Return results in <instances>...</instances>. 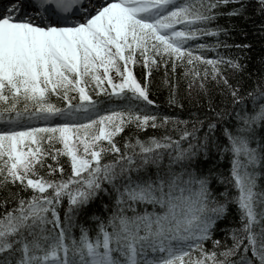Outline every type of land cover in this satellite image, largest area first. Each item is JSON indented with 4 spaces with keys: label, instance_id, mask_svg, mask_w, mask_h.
Wrapping results in <instances>:
<instances>
[{
    "label": "snow or ice",
    "instance_id": "1",
    "mask_svg": "<svg viewBox=\"0 0 264 264\" xmlns=\"http://www.w3.org/2000/svg\"><path fill=\"white\" fill-rule=\"evenodd\" d=\"M219 2L9 0L0 4V123L7 125L0 129V187L19 183L24 190L33 192L28 199L20 198L16 207L0 212V254H20L14 262L5 258L0 264H229L228 258L236 255L242 245L245 253L251 250L258 264H264V227L259 233L254 231L264 220V213H257L255 178L248 171V166L260 163L262 157L250 147L247 138L226 132L234 155L232 178L239 193L236 203L245 221L242 231L246 235L237 238L234 234L233 247L219 253L224 257L219 259L217 252H208L202 242L210 238V230L225 213L226 205L209 207L206 178L191 173L187 180H182L183 173L157 174L154 179L132 175L141 167L156 163L160 149L175 144L173 163H177L194 156L196 146L190 144L188 149H181L179 141H171L170 137L164 138L168 142L153 137L147 142L137 139L135 144L126 143L125 149L139 148V153L128 154L121 151L114 138L130 124L139 129L160 126L156 116L140 115L132 107L95 119L78 116L81 111H97V102L86 91L92 83L99 90L97 95L123 99L131 93L129 100L153 103L147 86L141 85L128 67L129 63H136L138 52L146 67L157 64L155 57L148 55L150 51L168 56L173 70L176 62L187 56L189 65L194 61L211 65L213 79L220 75V63L239 68L231 60L194 56L185 47L198 35L219 34L195 27L215 19L206 13ZM113 71L119 83L110 74ZM190 74L200 75L195 68ZM207 74L205 71V77ZM105 84L111 86V92L102 87ZM70 91L78 92L80 100L87 103L72 105ZM61 93V98L68 101L66 108L48 102L50 94ZM21 100L22 109L18 108ZM54 118L65 122L17 130L22 121ZM257 120H264V106L245 123ZM167 122L165 117L163 123ZM214 127L209 124L210 130ZM191 135L185 131L181 139ZM45 142L47 150L43 147ZM56 143L62 147L56 148ZM105 154L116 158L104 163ZM61 155L70 161L71 175L67 179L46 180L39 175L37 166L44 167L46 157L57 162L56 168L47 165L49 175L57 170L63 174L58 162ZM193 185L197 187L194 189ZM106 192L116 194V207L106 222L99 223L95 237L85 228H81L78 239L71 236L57 211L62 199H68L65 219L70 221ZM214 243L218 245L219 241ZM194 252L199 254L194 256ZM241 264H253V260L241 257Z\"/></svg>",
    "mask_w": 264,
    "mask_h": 264
},
{
    "label": "trees",
    "instance_id": "2",
    "mask_svg": "<svg viewBox=\"0 0 264 264\" xmlns=\"http://www.w3.org/2000/svg\"><path fill=\"white\" fill-rule=\"evenodd\" d=\"M183 2L185 0H177L178 4ZM207 2L216 3L217 0H206ZM206 14L214 15L215 19L204 24H197L195 27L219 34L198 35L196 39L189 40L185 47L191 50L194 56L212 60L221 58L224 61L231 60L238 63L239 68H234L228 63H220L217 65L220 75L213 79L211 65L200 61H194L192 65H189L187 56L182 61H177L173 70L172 60L168 56H157L155 52L150 51L148 55L155 57L157 64L149 63L146 67L138 52L136 63H129L128 67L135 79L141 85L147 86L149 99L153 103L149 105L142 100H129L127 97H130L131 93H126L123 99L106 94L97 95L99 90L95 89L92 83L87 86L86 91L92 100L97 102V111L88 114L81 111L78 116L88 115L91 119H95L98 115H106L111 111H127L129 107L140 115L156 116V123L160 126L139 129L135 124H130L114 138L121 151H127L128 154H132L133 151L139 153V148L125 149L126 143L135 144L137 139L147 142L153 137L161 142H168L164 138L170 137L171 141H179L181 149H188L190 144L196 146L194 156L177 163H173L177 152L175 144L172 148L160 149L158 150L160 159L156 163H149L141 167L140 172H133L132 175L134 178L151 176L154 179L157 174L183 173L182 180H187L188 174L191 173L197 178H206L210 194L209 207L224 204L226 211L215 220L210 230V238L204 240L202 246L208 252L216 251L218 258L224 259L219 256V253L233 247L234 234L237 238H243L246 235L242 231L245 221L241 219L242 212L236 203L239 193L232 178L234 155L226 132L233 136L247 138L250 147L255 148L258 155L262 157L260 163L249 165L248 171L255 178V191L258 194L257 213H264V196L260 195L264 194V120L245 123V119L251 121V118L260 111L261 106H264V3H261V0H229L228 3H224L221 0L210 13ZM180 27V25L177 26L178 29ZM199 45H205V47L199 48ZM193 68L200 73L199 77L190 74ZM205 71L208 73L207 77H205ZM110 74L116 83L120 82L114 71ZM225 80L227 83L224 82ZM102 87L111 92V86L105 84ZM61 96L62 93L60 96L50 94L48 102L58 108H66L68 101ZM69 98L72 105L87 103L82 102L79 93L75 91L69 92ZM23 106L24 101L21 100L18 108L22 109ZM165 117L168 118L167 123H163ZM64 122L60 118H54L52 121H22L17 126V130H24L25 127H50ZM209 124L215 127L210 130ZM5 127H7L6 124L0 123V129ZM185 131L193 135L187 139H181ZM205 137L208 138L207 142ZM104 143L106 146V142ZM205 143L207 147H203ZM43 147L46 150L49 149L46 142ZM55 147L61 148L62 145L56 143ZM115 158L114 154H105L103 162L108 163ZM241 159L244 160L243 157ZM136 161L139 165L138 155ZM58 162L59 167L64 170L63 174L57 170L49 175L47 165L57 167V162L50 157L45 158L44 167L37 166V172L46 180L67 179L71 175L69 158L61 155L58 157ZM105 187L111 186L105 185ZM192 187L195 189L197 186ZM32 194L31 189L24 190L19 183L0 187V212L16 207L20 198L28 199ZM115 207L116 194L106 192L92 200L82 211H78L70 221L65 219V214L68 212L66 196L60 202L57 211L60 214L61 223L68 228L71 236L78 239L81 228H85L94 238L99 223L106 222ZM142 208L143 206H140L141 210ZM148 210L152 211V207L148 206ZM48 227L51 228V225ZM261 227H264V220L254 227V231L259 233ZM216 241H219L218 245L214 243ZM244 244H247L246 239ZM198 254V252L193 253L194 256ZM19 255L18 252L13 255L12 252L5 251L0 254V260L11 258L14 262ZM241 257L252 259L253 264H258V261L252 257L251 250L244 252L243 245L236 255L228 258L229 264H241Z\"/></svg>",
    "mask_w": 264,
    "mask_h": 264
}]
</instances>
